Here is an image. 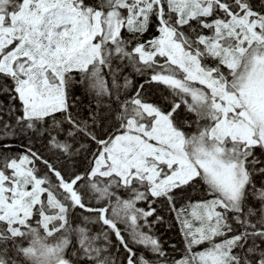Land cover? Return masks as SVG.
Here are the masks:
<instances>
[{"label": "snow or ice", "instance_id": "1", "mask_svg": "<svg viewBox=\"0 0 264 264\" xmlns=\"http://www.w3.org/2000/svg\"><path fill=\"white\" fill-rule=\"evenodd\" d=\"M0 264H264V0H0Z\"/></svg>", "mask_w": 264, "mask_h": 264}]
</instances>
